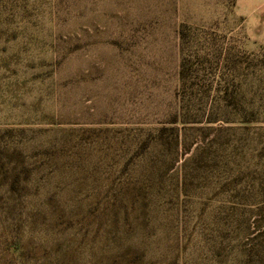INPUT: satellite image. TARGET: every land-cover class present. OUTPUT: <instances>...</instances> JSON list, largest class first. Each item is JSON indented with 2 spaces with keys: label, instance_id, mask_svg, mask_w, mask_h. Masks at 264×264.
<instances>
[{
  "label": "rangeland",
  "instance_id": "rangeland-1",
  "mask_svg": "<svg viewBox=\"0 0 264 264\" xmlns=\"http://www.w3.org/2000/svg\"><path fill=\"white\" fill-rule=\"evenodd\" d=\"M0 264H264V0H0Z\"/></svg>",
  "mask_w": 264,
  "mask_h": 264
}]
</instances>
